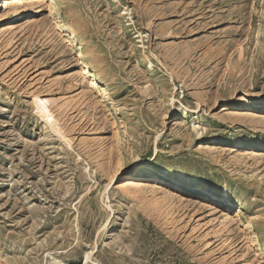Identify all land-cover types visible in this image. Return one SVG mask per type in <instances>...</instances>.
I'll use <instances>...</instances> for the list:
<instances>
[{"label":"rangeland","instance_id":"1","mask_svg":"<svg viewBox=\"0 0 264 264\" xmlns=\"http://www.w3.org/2000/svg\"><path fill=\"white\" fill-rule=\"evenodd\" d=\"M255 111L264 0H0V264H264V132L241 116ZM158 186L181 198L158 203L167 218L149 211Z\"/></svg>","mask_w":264,"mask_h":264},{"label":"bare ground","instance_id":"2","mask_svg":"<svg viewBox=\"0 0 264 264\" xmlns=\"http://www.w3.org/2000/svg\"><path fill=\"white\" fill-rule=\"evenodd\" d=\"M52 3V2H51ZM84 49H85V53L87 55V57L90 58V63L91 65L93 66V70L99 75V77L102 79V80H106L108 78L107 74L104 72L103 68L100 66V64L96 61V58H94L95 56V52L94 50L92 49L91 46L88 45V42H85L84 44ZM243 95L244 96H254L258 93H256L255 90H249V89H244L243 90ZM230 94V93H229ZM231 95V94H230ZM48 99V98H47ZM45 98H42L39 94H33L32 96V103H33V106H34V110L36 111L37 115L39 116V118H41L43 120V122L45 123V126L48 127L49 129H51L53 132L57 133V134H60L61 137L66 141L67 145L70 146V148H72L71 146V141L70 139H68V137L66 138L63 133L61 132V128L58 124V120L56 118V113L58 114V107H56V109L58 111H56V113L54 112V108H55V105H53L54 102H51V99L49 101V99L47 100ZM53 101V100H52ZM55 104V103H54ZM58 105V104H57ZM60 107V106H59ZM184 110H186L187 108L186 107H183ZM64 110V109H63ZM55 113V114H54ZM248 115L251 116L250 117V124H251V127L252 129L255 131V132H264V113H260L259 111H255L254 113H251V112H245L243 113L241 116H246L248 118ZM61 118V117H60ZM61 122V121H60ZM259 122V123H258ZM249 124V123H248ZM63 129V128H62ZM196 130V129H195ZM251 130V129H250ZM66 131V130H65ZM51 132V131H50ZM67 133V132H66ZM72 140V139H71ZM83 140V139H82ZM217 144H232V143H237L239 141V136L238 135H232L230 137H227V138H216L215 139ZM83 141H86V138L83 140ZM85 143V142H84ZM88 143V142H87ZM85 143V144H87ZM156 151V150H155ZM79 156V155H78ZM95 156V155H94ZM80 157V156H79ZM91 157V156H90ZM99 157V156H98ZM92 158V157H91ZM98 159V158H96ZM93 161V160H91ZM96 161V160H94ZM100 162H98L99 164ZM100 166V165H99ZM137 166V165H136ZM135 166V170H136V174L137 175H145V176H150V177H154L156 180L160 181L161 183H164V182H169V183H172V184H175L176 186H180L182 187L183 189L185 190H189L190 192H195L201 196H204V197H207L209 199H214L215 197L218 196V193L215 192V190L212 188V187H209V188H199L197 186H194V185H189V184H186L184 182H182V180L176 178V177H173V176H167V175H159V176H156L155 174H151L150 172L148 171H143L145 165H139L136 167ZM104 167V166H103ZM142 168V169H141ZM89 177L91 178V175L89 174ZM92 179V178H91ZM120 188L122 189V191H125V192H128V193H132L133 194H136L137 193H142L141 195H144L145 192H148L147 191V187L144 185V184H136L132 181H129L127 183H122V185H120ZM156 188V187H155ZM153 189V190H157V189H161V192L162 194L161 195H157L155 197L154 193H153V196L155 197L152 198L151 201H149V198L147 201H149L150 203H152V205L149 203L147 205H151L152 208L153 206H155L154 204H158L160 202L161 204V201H168L169 203L171 202H174L172 200H176L177 198L178 199H181L180 197L177 196V198L173 195L174 191L171 192L168 187L165 188L163 186H158L157 189ZM63 189V188H62ZM120 189V190H121ZM149 190V189H148ZM223 192L225 193V195H227L228 193V190L227 188H223ZM152 191V190H151ZM154 191V192H155ZM124 192V193H125ZM153 192V191H152ZM176 192V191H175ZM123 193V194H124ZM127 194V193H126ZM146 194V193H145ZM148 194V193H147ZM152 194V193H151ZM150 194V195H151ZM222 194V193H221ZM128 195V194H127ZM140 195V196H141ZM173 195V196H171ZM187 195V194H186ZM134 196V195H133ZM132 196V197H133ZM139 196V195H137ZM136 197V196H134ZM172 200H171V199ZM177 201V200H176ZM155 202V203H154ZM154 203V204H153ZM221 205L223 206V202L220 201ZM156 204V206H157ZM160 204H158L159 206H155L152 210L150 209L149 211H152L153 214L154 212H156V214L159 216L161 214V210L163 209L162 211V216L164 215L165 218H167L169 215H170V212L167 210V208H164L163 206H161ZM184 204V203H183ZM167 205V204H166ZM175 205V204H174ZM178 205V204H177ZM182 205V204H180ZM179 206V205H178ZM150 207V206H149ZM170 207V205H169ZM161 208V209H160ZM160 209V210H159ZM237 212H239L240 210V207L237 208ZM236 211V210H235ZM152 214V215H153ZM238 213H236L237 215ZM157 216V217H158ZM153 217V216H152ZM156 217V216H155ZM170 218V217H169ZM105 224V223H104ZM78 241V240H77ZM91 251H89L88 253L85 254V259H84V263H87L90 258H91ZM52 257V256H51ZM57 259V258H56ZM52 260L55 261V264H63V262H61L60 260H55V258H52ZM8 264H13V261H10V262H7Z\"/></svg>","mask_w":264,"mask_h":264}]
</instances>
